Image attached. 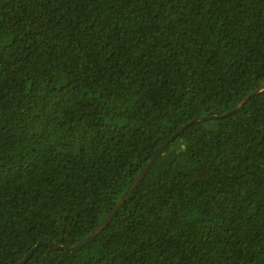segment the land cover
<instances>
[{
	"label": "trees",
	"instance_id": "trees-1",
	"mask_svg": "<svg viewBox=\"0 0 264 264\" xmlns=\"http://www.w3.org/2000/svg\"><path fill=\"white\" fill-rule=\"evenodd\" d=\"M263 82L264 0H0V264L81 242ZM25 264H264V90Z\"/></svg>",
	"mask_w": 264,
	"mask_h": 264
},
{
	"label": "water",
	"instance_id": "water-1",
	"mask_svg": "<svg viewBox=\"0 0 264 264\" xmlns=\"http://www.w3.org/2000/svg\"><path fill=\"white\" fill-rule=\"evenodd\" d=\"M264 90V82L254 90L252 93L244 97L238 104H236L231 110L220 114V115H212L208 117H200L196 118L187 124L183 125L180 127L172 136H170L154 153L152 158L149 160V162L146 164V166L143 168V170L138 174V176L133 180V182L128 186L126 191L122 194L118 202L115 204L113 207L112 211L103 219V221L93 230V232L88 235L86 238H84L81 242L76 244L75 246L71 248H64L62 246H57L52 243H47V242H38L20 261H18L16 264H25L28 259L32 256V254L36 251V249L40 246H45V247H51L57 250H65L69 253H76L80 249H82L85 245H87L89 242H91L112 220L114 215L117 213L119 208L125 203L129 195L132 193L134 188L142 181V179L145 177V175L149 172L150 168L153 166L157 158L161 155V153L165 150V148L177 137L179 136L186 128H188L190 125L194 123H200L203 121H211V120H217L221 118L228 117L230 115H233L236 113L239 109H241L246 102L252 98L253 96L259 94Z\"/></svg>",
	"mask_w": 264,
	"mask_h": 264
}]
</instances>
